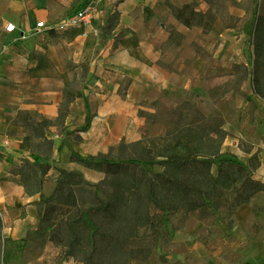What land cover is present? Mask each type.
<instances>
[{
    "label": "trees",
    "instance_id": "obj_1",
    "mask_svg": "<svg viewBox=\"0 0 264 264\" xmlns=\"http://www.w3.org/2000/svg\"><path fill=\"white\" fill-rule=\"evenodd\" d=\"M203 1L212 8L209 17L197 9V0L180 5L164 0L163 6L184 27H198L204 34H220L219 21L225 28L237 30L242 19L229 13V0ZM243 1H240V9L253 18L249 35L250 62L232 64L227 73L231 80L224 84V92L243 97L248 102V117L253 120L257 107L252 97L240 89V83L249 78L253 95L264 100V0H248L249 5ZM152 15V9L144 6L143 19L148 20ZM112 18L108 16L105 28H101L107 36L116 27L118 11L113 12ZM83 31L82 26L73 27L61 35L68 41ZM174 36L180 39L182 35L173 29L168 30L166 42L178 45ZM113 46L123 47L131 57L146 65L152 64L143 54L138 36L131 28L118 31L113 36ZM194 51L200 57L205 56L199 48ZM29 59L36 62L27 69L30 77L55 75L62 79V99L55 121L36 120L34 113L27 109H19L10 117L12 125L22 128L20 147L27 150L30 157L14 166L11 173L19 175L18 183L26 195H37L30 203L36 207L38 224L25 238L12 239L3 236L0 217V264H7L10 260L9 256L1 263V248L5 242L20 249L30 235H47L59 248L58 256L64 260L71 258L83 264L145 261L152 247L145 243L146 238L150 237L152 243L159 239L169 240L170 231L164 226L170 214L182 211L198 220L210 215L219 220L223 216L218 210L224 204L228 203V209H235L248 202L256 192H264V182L254 177L261 164L260 149H254L251 143L243 145L238 142L239 148L249 154L245 164L234 154L221 152L220 146L227 135L223 123L220 120L207 122L204 115L186 100L170 111L175 120L169 121L163 134H144L131 142L121 140L106 152L97 154L71 150L69 161L101 171L103 178L91 182L81 170L54 166L57 171L55 185L50 194L44 196L42 187L52 168L49 160L53 147L46 130L56 126L60 134L70 135L87 131L91 126L87 113L78 129L68 130L65 125L72 103L83 97L88 63L68 62L67 70L59 73L44 53L30 52ZM67 71L71 72V77ZM130 83L128 75L118 81L116 93L122 99ZM84 107L89 110L87 101ZM137 115L146 117L149 124L155 121L150 113L138 110ZM77 137L82 141L79 134ZM110 163L116 164L113 170L109 168ZM256 209L261 208L254 206L253 210Z\"/></svg>",
    "mask_w": 264,
    "mask_h": 264
},
{
    "label": "rangeland",
    "instance_id": "obj_2",
    "mask_svg": "<svg viewBox=\"0 0 264 264\" xmlns=\"http://www.w3.org/2000/svg\"><path fill=\"white\" fill-rule=\"evenodd\" d=\"M121 1L123 0H69L66 9L55 21H60L71 15L83 4H89L92 7L90 22L82 26L84 35L88 30L91 32L89 39L82 35V37H75L67 41L61 35L63 31H57V29L55 30L56 35H50V26H54L56 22L46 23L47 27H34L32 31L33 34L41 33L44 41L51 44L52 51L48 55L54 60L55 67H58L60 73L67 70L68 62L88 63V76L82 91L84 103L88 96L92 97V103L85 114L87 113L92 121L91 128L93 125L97 126L94 134L98 133L100 127H106L108 131H113L118 136V140H113L115 145L112 143L110 147L116 146L119 141L123 140L127 130H132L140 135L163 134L169 121L175 120V116L170 111L186 100L192 103V108L204 115L207 122L220 120L223 125L230 120L232 115L236 114L239 108L248 105V102L246 103V100L239 94L224 92V84L231 80V77L227 75L231 68H207L199 75L193 70L194 62L197 67H200L205 62L212 60L214 56L219 60L216 64H222L219 62L226 61L225 58L249 64L251 55L249 35L253 18L250 13H245L240 9L241 0H229L228 7L230 14L242 19L237 30L225 28L223 22L219 21L217 27L220 29V34L218 35L204 34L198 27L182 28L180 23L175 22L163 6L164 0H135L131 5L130 12H122L119 18L125 20L126 16L130 14L136 29L128 28H131L137 36L139 35L138 38H140L143 47H151L156 58L151 61V65L145 64V67H140V63L137 62L131 66V69L126 68L124 62L105 65L101 61L104 54L115 49L113 43L112 49L108 46H110L112 34L119 31L116 30L119 27V19L115 30H112L109 36L103 34L101 28H105L106 18L108 16L112 18L113 12L118 11ZM187 1L190 0H171L176 5ZM60 2L64 3V0ZM243 2L249 5L248 0ZM144 4H148V7H151L153 11V16L149 21L143 20V14H140V8L146 6ZM197 9L207 17L213 13L212 8L203 0H197ZM153 25H156L157 28H152ZM126 28L127 26L120 30L125 31ZM170 29L182 35L180 39L174 36V41H179L178 45L168 44L166 40L161 39V36L167 35ZM194 48L202 50L205 56L200 57ZM68 75L71 77V72ZM125 75L132 79L131 91L134 94V101L128 103L120 98L115 102L109 100L107 103L105 102L106 105L103 104L101 94L114 92L118 87V81ZM77 77H79V73ZM175 81L179 82L177 84H182L178 86L183 87H175L170 84ZM44 86H49L58 94L62 91L63 81L57 77L45 83ZM165 91L167 94L164 93ZM76 102L83 103V100H75L71 105L72 110H75ZM116 106L119 107V111H113V107L116 108ZM138 110L143 111L144 114H152L155 118L154 123L149 124L146 117L138 116ZM112 118L113 122H110ZM71 121L70 126L76 125L77 117L74 115L71 117ZM82 124L83 121L75 129H78ZM57 130L59 131L58 128ZM77 135V133H72L69 138L78 148L82 141L78 139ZM85 136L88 135L85 134ZM238 142L248 145L251 140L249 137L243 136L239 138ZM240 162L242 163V161ZM115 167V163L109 164L110 170ZM234 210L228 209V203L224 204L218 210V214L223 216L219 220H215L214 216L210 215L200 221L191 214H183L182 211L170 214L168 222L164 226L166 230L170 231L169 240L159 239L152 243L150 237L146 238L145 243L152 246L150 254L145 261L137 260L133 264H249L245 254H241L233 247V239L230 237L229 230L233 227ZM252 221L250 227L247 226L246 233L252 235L254 239L256 236L254 231H259L261 226L258 221ZM49 239L47 235H30L22 248L14 249L7 263L11 260L22 261L31 258L32 255H39L46 243H50L52 247L44 252L45 261L51 260V264H83V262L74 261L71 258L62 259L58 256L59 248ZM214 239H216L215 242ZM55 247L56 253H54ZM54 254H56L55 257ZM2 260L1 248V263Z\"/></svg>",
    "mask_w": 264,
    "mask_h": 264
},
{
    "label": "crops",
    "instance_id": "obj_3",
    "mask_svg": "<svg viewBox=\"0 0 264 264\" xmlns=\"http://www.w3.org/2000/svg\"><path fill=\"white\" fill-rule=\"evenodd\" d=\"M60 1L62 0H0V217L3 220L2 234L7 238H25L28 232L35 229L38 224L36 207L30 203L33 199L37 198V195H26L24 188L18 183L19 175L11 173V169L14 166L19 165L24 160L30 159V157L28 151L20 147L23 135L22 128L18 125H12L10 123V117L19 109H27L34 113L33 117L36 120H56L57 107L62 99V91L56 94L49 86L44 85L48 81L56 79L58 76L30 77L27 69L30 66H34L36 63L34 60L29 59L30 52L42 51L41 53H44L52 64L54 63L53 66L55 71L59 72L58 67H55L54 60L48 55L52 51L50 47L51 44L44 41L41 33L33 34L32 31L34 27H36V22L38 21L43 20L45 23L49 24L50 22L51 24L52 22H56L55 20L62 11L66 9L65 7L69 3V0H64V3ZM134 1L135 0L121 1L118 5L119 16H121L124 11L126 13L130 12L131 5ZM144 5L148 6V4ZM140 9V14H143V6ZM172 18L174 19V17ZM150 19L151 17L148 21ZM174 20L178 22L176 19ZM9 22L16 26L15 30L12 32L5 30V26ZM125 26L131 27L133 30L136 29L133 26L130 14L126 16L125 20L119 18V27L116 28V30L120 31V29ZM180 26L186 28L182 24H180ZM152 28L157 27L153 25ZM55 30L53 26H50L49 34L53 35V33H56ZM65 30L61 31L64 32ZM83 33L75 37H82V35H84ZM90 33L91 32L88 30L84 37L86 36V38L89 39ZM22 35L24 38H21ZM114 35L115 34H112L110 46H108L110 49H112L111 45ZM167 36L168 34H164L161 36V39L165 41ZM138 41L143 54L151 61L155 60L156 56L151 50V47H143L140 38H138ZM224 60L226 61L219 62L222 64H216L219 60L214 56L212 60L205 62V64L200 67H197L194 62L193 70L199 75L202 71H206L207 68L212 67L230 69L235 62L230 59L227 60L226 58ZM101 61L105 65L124 62L125 67L128 69H131V66L137 62L140 63V67L146 66L144 63L131 57L121 46L104 54ZM131 83L124 97V102L132 103V101H134ZM177 83L179 82L175 81L170 84L175 87H183L178 86L182 84ZM240 89L252 97L257 107L255 118L251 120L248 117V105L239 108L236 114L232 115L230 120L223 125V128L227 131V135L220 146V151L234 154L245 164L249 154L239 148L238 140L243 136L249 137L254 149H260L261 164L255 170L254 177L264 182V100L253 95L249 78L241 82ZM101 95V102H103V104H105V102L107 103L109 100L115 102L121 98L116 93V88L114 92L102 93ZM83 97L75 99L76 101L82 99L83 103L76 102L74 105L75 110H72L73 108L71 109L70 107V112L65 118V125L68 130L75 129L76 126L84 121L86 109L84 107L85 103ZM87 102L90 107L92 97L88 96ZM114 110L119 111V107H113V111ZM74 115L77 117L78 122L76 125L70 126L69 124L72 122L71 117ZM112 120L113 118L110 122H113ZM88 130L78 132L82 138V143L78 148L72 143L69 138L70 135L60 134L56 126H51L46 130V135L53 141V147L49 160L52 168L48 171L47 179L42 187L44 196L49 195L55 185L57 171L53 168L54 166H60L69 170H81L84 177L91 182H97L103 178V172L86 168L68 159L71 150L82 154L106 152L114 142L113 140H118V136L113 131H108L106 127H100L98 133L92 137L87 134ZM131 132L134 133V131H125L123 136L125 142L134 141L141 136L140 134L132 136L130 135ZM85 134L88 136H85ZM112 145H115V143ZM254 206H260L261 209H256L254 211ZM234 212L233 227L229 230L230 237L233 239V247L239 250L241 254H245L249 264H264V192H256L248 202L237 206ZM252 220L258 221L261 226L259 231H254L256 235L254 239L252 235L246 233V228L247 226L250 227V224L253 222ZM217 240L219 241V239ZM215 241L216 239H214V242ZM51 247L52 245L50 243H46L45 248L39 255L22 261L11 260L7 264H51V260L45 261L44 259V252ZM14 249L16 248L12 247L8 242L3 244L2 263L12 255ZM54 253H56V247ZM55 256L56 254H54V257ZM66 263H69V261H66Z\"/></svg>",
    "mask_w": 264,
    "mask_h": 264
},
{
    "label": "built area",
    "instance_id": "obj_4",
    "mask_svg": "<svg viewBox=\"0 0 264 264\" xmlns=\"http://www.w3.org/2000/svg\"><path fill=\"white\" fill-rule=\"evenodd\" d=\"M91 17V6L89 4H83L78 9L73 12L71 15L66 16L65 18L57 21L53 28L57 30H65L71 27H81L86 23L90 22ZM36 27H47V24L41 20L36 22ZM16 28L15 24L9 22L5 26V30L8 32L14 31ZM21 38H24L22 35Z\"/></svg>",
    "mask_w": 264,
    "mask_h": 264
},
{
    "label": "bare ground",
    "instance_id": "obj_5",
    "mask_svg": "<svg viewBox=\"0 0 264 264\" xmlns=\"http://www.w3.org/2000/svg\"><path fill=\"white\" fill-rule=\"evenodd\" d=\"M97 130V126L96 125H93L92 128L90 129V131L87 133L89 136H94V132ZM129 131H132V130H129ZM136 133H130V135L134 136Z\"/></svg>",
    "mask_w": 264,
    "mask_h": 264
}]
</instances>
